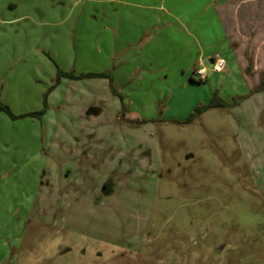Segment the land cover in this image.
I'll use <instances>...</instances> for the list:
<instances>
[{"label": "rangeland", "instance_id": "obj_1", "mask_svg": "<svg viewBox=\"0 0 264 264\" xmlns=\"http://www.w3.org/2000/svg\"><path fill=\"white\" fill-rule=\"evenodd\" d=\"M260 4L235 24L222 14L251 67L258 57L250 81L264 78ZM167 10L188 17L184 30L226 70L206 65L202 81L193 68L126 71L124 83L114 18ZM60 72L107 75L91 88L93 77ZM258 84L236 67L213 0H0V101L18 116L0 111V264H264ZM45 95L44 113L22 116L44 109ZM214 97L227 105L189 121ZM99 183L116 190L99 196Z\"/></svg>", "mask_w": 264, "mask_h": 264}, {"label": "crops", "instance_id": "obj_2", "mask_svg": "<svg viewBox=\"0 0 264 264\" xmlns=\"http://www.w3.org/2000/svg\"><path fill=\"white\" fill-rule=\"evenodd\" d=\"M208 3L209 4H205V7L207 8L210 5V1ZM129 4L130 7L140 10L143 9L150 11L157 7L160 9L163 8L162 5L153 6L152 4L143 2H129ZM260 6V0H223L220 3L213 0L214 12L217 14L221 22L227 41V46L231 50L236 67L241 72H243L245 80L252 84H256L260 80L253 79V81H250L248 78L249 76L244 73V70L250 72H255L258 70V57L257 55H254L252 61L253 66L251 67L250 63L245 60L244 55L235 48V45L229 36L230 34L222 14L227 12V10H231V18L233 24H235L238 22L239 18L250 15L252 13V11L250 12V9H258ZM240 9H242L241 16L239 15ZM121 13L122 14H120L118 17L114 18V25L116 24L115 41L117 44L115 45L119 48L120 55L119 71L122 73L119 78L123 79L124 83L132 81L133 79V76H125L124 73H126V71L131 74L132 72L139 73L149 71V69H155L167 73L170 71V69L175 68L176 71H181V73L186 75L198 63L202 62L205 66L212 65L213 58L216 55L222 56V54L218 53L212 54L209 46H207L208 49H206L204 47V40L202 41V37V39L200 37H195L193 33L184 30L190 23L188 17L182 15L181 13L176 14L173 11L167 10V16L169 15L170 18H164L163 16H154L151 18L145 15L139 17L140 19L135 18L133 13L132 15L131 13H128V16L125 15V11H122ZM169 28H176L178 32L171 35L166 32ZM164 30L165 33L163 32ZM169 48L172 50L169 51ZM248 65L251 67L249 70ZM226 68L227 60L223 71H225ZM167 77V75L164 76V78ZM93 78L95 80L92 81L95 82L92 83L91 88H99V86H102L99 82V79H97L98 77L95 76ZM145 78L146 75L142 74L139 76V81L142 82ZM103 114L104 113L102 109H97L93 115L89 116L97 120L101 118ZM133 115L130 112H123L122 114L118 115V119H138L141 117L140 115H135L134 118ZM98 188H100V183L97 184L96 190ZM115 190V188H112L111 191H107L106 187L102 185V188L97 190L95 193L99 194V196L101 194V196L104 197L106 195L113 194Z\"/></svg>", "mask_w": 264, "mask_h": 264}, {"label": "trees", "instance_id": "obj_3", "mask_svg": "<svg viewBox=\"0 0 264 264\" xmlns=\"http://www.w3.org/2000/svg\"><path fill=\"white\" fill-rule=\"evenodd\" d=\"M250 68H251L250 65H248V70ZM61 75L67 76V77H70V78H83V77L106 76L107 74L106 73H85V74H81V75H75L74 73L60 72L59 73V77ZM200 81H202V80H200ZM254 90L255 91L264 90V78L260 79L259 84L255 87ZM46 99H47V95H45V101H44L45 106H44V109H42L40 111H37V112L26 113V114H23L22 116H28V115L36 116V115H40V114L44 113L45 110H46V104H47ZM226 105H227V103L223 99L218 98V97H214L206 105L198 106L196 108V110H195V113L191 114V116L189 118V121L192 120L195 116L200 115L201 113H203L208 108L221 107V106H226ZM0 111L6 112L7 114H9L13 118L18 117L17 115L13 114V112L11 111V109L9 108L8 105L2 103L1 101H0Z\"/></svg>", "mask_w": 264, "mask_h": 264}, {"label": "built area", "instance_id": "obj_4", "mask_svg": "<svg viewBox=\"0 0 264 264\" xmlns=\"http://www.w3.org/2000/svg\"><path fill=\"white\" fill-rule=\"evenodd\" d=\"M225 65H226V60L224 59V57H222L221 55H216V56L213 58V62H212V70H213L214 72H218V73H219V72H222V71L224 70V68H225ZM202 66L205 67V68H207V67L201 62V63H199L198 66L195 65V66L193 67V73L198 77V79H200V80H205L206 77H207V75H206L207 71L204 72V73H201V72L199 71V69H200Z\"/></svg>", "mask_w": 264, "mask_h": 264}, {"label": "clouds", "instance_id": "obj_5", "mask_svg": "<svg viewBox=\"0 0 264 264\" xmlns=\"http://www.w3.org/2000/svg\"><path fill=\"white\" fill-rule=\"evenodd\" d=\"M199 71H200L201 73H204V72L207 71V68H205V67L202 66V67L199 69Z\"/></svg>", "mask_w": 264, "mask_h": 264}]
</instances>
